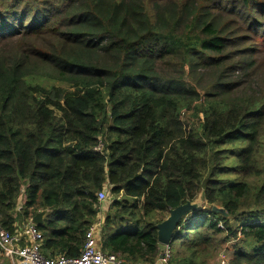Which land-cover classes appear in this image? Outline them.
<instances>
[{"label":"trees","instance_id":"obj_1","mask_svg":"<svg viewBox=\"0 0 264 264\" xmlns=\"http://www.w3.org/2000/svg\"><path fill=\"white\" fill-rule=\"evenodd\" d=\"M263 8L11 0L0 10V227L15 233L46 211L42 256L77 258L103 192L112 199L101 251L155 264L166 249L156 226L202 191L207 208L178 221L168 264H207L229 240L239 244L231 264H264V184L252 191L247 181L264 172V78L254 72ZM190 111L196 125L184 119ZM228 153L234 168L222 163ZM228 173L241 180L219 178Z\"/></svg>","mask_w":264,"mask_h":264},{"label":"built area","instance_id":"obj_2","mask_svg":"<svg viewBox=\"0 0 264 264\" xmlns=\"http://www.w3.org/2000/svg\"><path fill=\"white\" fill-rule=\"evenodd\" d=\"M105 193L98 194L103 202ZM102 222L97 221L85 234L84 246L77 258L59 256L48 259L41 254L43 236L31 220L24 223L15 233L0 227V251L10 260L18 259L22 264H128L115 255L105 254L99 244V232ZM169 252L166 247L160 255L161 264H168Z\"/></svg>","mask_w":264,"mask_h":264},{"label":"rangeland","instance_id":"obj_3","mask_svg":"<svg viewBox=\"0 0 264 264\" xmlns=\"http://www.w3.org/2000/svg\"><path fill=\"white\" fill-rule=\"evenodd\" d=\"M11 0H0V10H5L8 8V4ZM27 2L31 3L32 0H26ZM264 1V0H263ZM262 13H258L256 14V18L259 20V22L261 23V25L264 27V8L262 10ZM246 34V33H244ZM262 46V45H261ZM264 46H262L261 48L263 49ZM258 60L260 61L259 64V68L257 67L255 69V73L260 76V80L262 78H264V53H261L258 57ZM27 82L29 84H40L42 86L45 87H50V86H62V87H67L64 83L62 82H58V81H52V80H48L45 78H40L38 76H31L28 77ZM251 80H252V75L249 77V79H245V84L242 87V89H244L247 86L251 85ZM253 82V80H252ZM246 89V88H245ZM198 105V104H197ZM195 110V107H193ZM198 113V112H196ZM198 117H200L198 114H195L194 111H190L188 113L185 114L184 119L185 121H187L189 124H197V119ZM224 149L227 151L230 149L229 146L224 147ZM223 165L234 168L237 166V159L235 157L234 154L232 153H228L226 154V156L223 159ZM219 178L221 179H229L231 181L234 180H241V177L239 175H236L234 173H228V174H224V175H220ZM249 182V184L252 186L251 190L254 191V189L256 187L261 186V184H264V172L260 177H252L250 179L247 180ZM203 193L202 191L199 193L197 199L193 202L190 203V205L193 207L194 209H197L198 207H202L204 206V201H203ZM112 197L109 195H105L104 197V217L106 216V214L108 213V206H109V200L111 201ZM23 202V197H21L20 203L22 204ZM205 207V206H204ZM207 208V207H205ZM191 211V210H190ZM103 213V210L101 211ZM111 214H114V211L112 210L111 212H109ZM189 212L185 213L183 215V217L188 214ZM191 215V213H189ZM103 216V214H102ZM169 216V215H168ZM167 216V217H168ZM182 218V217H181ZM180 218V219H181ZM237 226L239 227V224H237ZM219 241V240H218ZM217 246L212 250H209L207 256H206V262L207 264H231V261L233 260L234 257V249L235 247H237L239 244L235 241L229 240L228 242L222 243L221 245L216 244ZM0 257H4L3 255H1Z\"/></svg>","mask_w":264,"mask_h":264},{"label":"water","instance_id":"obj_4","mask_svg":"<svg viewBox=\"0 0 264 264\" xmlns=\"http://www.w3.org/2000/svg\"><path fill=\"white\" fill-rule=\"evenodd\" d=\"M190 210H193V207L190 204L179 206L178 208L171 210L169 212V216L156 226L157 240L159 244L164 247L169 245L172 240L173 231L176 228L178 221L185 213L189 212ZM212 211L227 216L223 209L217 208L216 206L212 207ZM45 214L46 211L35 214L32 217L31 222L36 226H41L43 224V218Z\"/></svg>","mask_w":264,"mask_h":264},{"label":"crops","instance_id":"obj_5","mask_svg":"<svg viewBox=\"0 0 264 264\" xmlns=\"http://www.w3.org/2000/svg\"><path fill=\"white\" fill-rule=\"evenodd\" d=\"M102 210H103V213L101 212L100 213V215L98 216V221H101L102 222V220H103V218H104V213H105V211H104V206L102 207ZM102 214H103V216H102ZM46 215V214H45ZM45 217V216H44ZM44 219V218H43ZM21 224H22V222L20 223V222H17L16 223V225H20V227H21ZM23 225V224H22ZM1 255H3L2 253H1V251H0V256ZM4 256V255H3ZM0 264H22L21 263V261L20 260H18V259H15V260H10V259H8L7 257H0ZM155 264H161L160 263V261L158 260Z\"/></svg>","mask_w":264,"mask_h":264}]
</instances>
